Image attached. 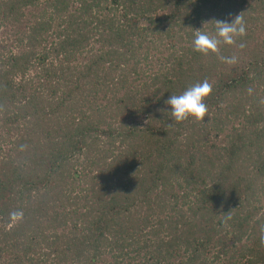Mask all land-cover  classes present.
<instances>
[{
    "label": "trees",
    "instance_id": "obj_1",
    "mask_svg": "<svg viewBox=\"0 0 264 264\" xmlns=\"http://www.w3.org/2000/svg\"><path fill=\"white\" fill-rule=\"evenodd\" d=\"M240 14L236 44L193 50L194 29ZM94 35L101 49L71 65ZM205 80L213 123L239 124L185 157L192 117L175 123L165 101ZM256 82L264 0H0V127L15 136L0 158V264H264Z\"/></svg>",
    "mask_w": 264,
    "mask_h": 264
},
{
    "label": "rangeland",
    "instance_id": "obj_2",
    "mask_svg": "<svg viewBox=\"0 0 264 264\" xmlns=\"http://www.w3.org/2000/svg\"><path fill=\"white\" fill-rule=\"evenodd\" d=\"M70 10L74 11L75 14L79 13L77 9H75L73 6L71 7ZM106 12H107L106 9L102 8L100 9V11L96 12V15L100 14L101 16H103ZM62 24L65 25V23H62ZM53 25H55V22H53ZM257 25H259V23H257ZM256 30L258 31V35H259L260 33L259 27L256 26ZM94 31H96V34L100 33L101 28L95 29L93 30V32ZM45 33L46 35L48 34L46 46H49L51 41L54 40L55 28L54 30L51 28L48 32H45ZM96 37L98 38L97 35H94L93 38L90 39V42H88L82 49L74 52V55L72 56L73 58L71 59V62H70L71 65L80 66L84 64L85 62H88L89 59H92L93 51H96L97 49L99 51V49H101L102 42L93 40ZM91 46H92V49H91ZM104 48H106V46ZM240 59L243 60L242 63L246 61V59L242 56L240 57ZM34 69H37L36 66L33 68H30L26 74V78L27 79L32 78L33 82L37 81V78L33 76L34 71H35ZM18 78L19 77L17 75L15 79L17 80ZM144 81H145V78L143 77V78H140L135 83L138 84ZM251 90L255 91V93H253L251 97L252 102L255 97L262 98L264 96V83H262L261 85H259L258 82L253 83V88H251ZM87 94H89V92ZM97 96H98V99L96 100V105L97 104L103 105L105 99L101 98V94L99 93L97 94ZM220 104L224 105L223 103H220ZM248 104L249 103L246 104V109L248 107ZM213 110H214V107H212L211 110L208 111V114H206V117H205V122L198 121L192 118L191 119L192 128L187 131H184L186 135L183 133L177 137L178 141H180V144L183 145L185 148H188V152L186 153L185 157H187V155H190V153L195 152V151H198L199 153L203 155L211 153V151H218L225 144V139H227V134L230 132V130L239 124L238 120H232V121H226L223 125L221 124L220 126H217V124L213 123L212 117L214 116V113H215ZM221 115L224 117V115L226 114L224 112H221ZM1 124L2 122L0 119V125ZM188 135H189V138H187ZM14 138L15 136L14 134H12V132L10 134H6L5 129L0 127V158L3 156L5 157L7 154L11 153V150H10L11 145H12L11 141ZM195 158H197V156ZM172 179L175 181L174 177ZM182 190L184 191V189H181V191ZM261 198H262V201H264V195H262ZM42 248H44L43 245L39 246L38 250ZM105 256L108 257V255H104V257ZM143 257L144 256L141 254L136 259H142ZM108 260H110V258Z\"/></svg>",
    "mask_w": 264,
    "mask_h": 264
},
{
    "label": "clouds",
    "instance_id": "obj_3",
    "mask_svg": "<svg viewBox=\"0 0 264 264\" xmlns=\"http://www.w3.org/2000/svg\"><path fill=\"white\" fill-rule=\"evenodd\" d=\"M212 22H214V31L211 33L204 30V28L194 29L192 46L195 52L202 55L219 53L222 44L234 45L237 43L238 38H243L247 34L246 22L241 14L231 21L214 19L209 23ZM244 46L243 43L239 44L240 48ZM219 59L229 65L236 64L238 60L235 55L220 56ZM211 91L212 86L205 80L187 87L180 94H171L165 101V104L168 106L167 112L170 113L175 123L183 122L189 117L205 122V117L208 112L205 98ZM229 212L224 214V223H227L231 219ZM13 215L16 216L17 214L14 213Z\"/></svg>",
    "mask_w": 264,
    "mask_h": 264
}]
</instances>
